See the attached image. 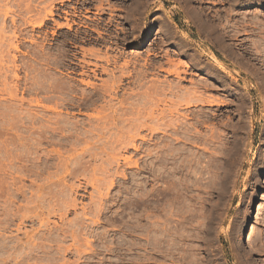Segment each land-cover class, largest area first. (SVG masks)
<instances>
[{
    "label": "rangeland",
    "instance_id": "1",
    "mask_svg": "<svg viewBox=\"0 0 264 264\" xmlns=\"http://www.w3.org/2000/svg\"><path fill=\"white\" fill-rule=\"evenodd\" d=\"M253 18L264 0H0V264H264L251 253L264 232V62L241 45ZM193 87L215 101L189 105ZM194 123L203 164L229 157L204 233L187 218Z\"/></svg>",
    "mask_w": 264,
    "mask_h": 264
},
{
    "label": "bare ground",
    "instance_id": "2",
    "mask_svg": "<svg viewBox=\"0 0 264 264\" xmlns=\"http://www.w3.org/2000/svg\"><path fill=\"white\" fill-rule=\"evenodd\" d=\"M26 8H27V10H31V7H30V5L29 4H26ZM49 13H52V10H50L49 11ZM249 20H253L252 21V23L256 26L257 25V27H256V30L254 31V33L253 34H251V33H248V38H243L242 40H241V45L243 46L246 42H249L251 45H253V43L255 44V46L256 47H254L253 49H254V55L256 56V59L257 58H259L262 62H264V48H261L260 47V44H257L256 43V40H258L259 42L260 41H264V21L262 22V21H259V20H257V19H255V18H253V19H249ZM67 25H68V27H71V25L69 24V23H67ZM240 27H241V24L237 27H234L235 28V31H238V29H240ZM260 27V28H259ZM234 31V32H235ZM239 32V31H238ZM236 33V32H235ZM247 33V32H246ZM250 35H256V36H258V39H250L249 37H250ZM226 36H227V34H226ZM226 36H223V37H226ZM229 36H230V34H229ZM225 41V40H224ZM223 44H225V45H223V47H226L227 49H228V51H229V53L231 54V55H233V57L237 54V48L235 47V44L234 43H223ZM247 48V47H246ZM249 48V47H248ZM247 48V49H248ZM226 49V50H227ZM253 52H249V51H247L246 52V54H249V56L250 57H247L246 59H248L249 61L251 60V56L253 55ZM246 56V55H245ZM117 58V57H116ZM117 60V59H116ZM108 62H110L109 60H107ZM215 61V60H214ZM115 62V61H114ZM117 62V61H116ZM128 60L127 61H125L124 62V65L126 66V65H128ZM220 62V61H219ZM219 62H214L217 66H218V70H220V71H222V72H224V73H228V71H226L225 70V67L223 66V62L222 63H219ZM131 63V62H130ZM129 63V64H130ZM225 64V63H224ZM216 65H215V67H216ZM103 66V65H102ZM118 67V66H117ZM120 67V66H119ZM104 69H102L103 70V72L105 71V72H109L110 70H111V74L114 76V78L116 79V76H115V72H116V70L115 69H109L108 67H103ZM128 68V67H127ZM124 69H125V67H121V71H122V75H119L121 78L122 77H126L125 75L127 74V72H125L124 71ZM214 69V68H213ZM216 69V68H215ZM254 69V71H251L252 72V75L253 74H255V67L253 66L252 67V70ZM127 70H129V69H127ZM217 70V69H216ZM214 71V70H213ZM221 72V73H222ZM176 73H179V71H177ZM220 73V74H221ZM141 74V73H140ZM143 74V73H142ZM127 75H129V74H127ZM218 75V74H217ZM230 76H231V74H230ZM139 77V76H138ZM141 77H143V75L141 76ZM234 79H235V77H233ZM145 79V78H144ZM142 80H143V78H142ZM233 80V79H232ZM140 82H141V78H140V80H139ZM107 82V81H106ZM109 82V81H108ZM143 82V81H142ZM154 82V81H153ZM87 83H89V82H87ZM120 83H122V80L119 78V79H117V80H114L113 81V83H111V84H108L107 86H105V88H103V89H105V91L106 92H110L111 90H118L120 87H121V84ZM151 86V89H153V91L152 92H150V93H148V96H147V94H146V96H147V98L145 97V102H151L152 103V101L154 100V95H156L157 94V86H155V84L153 83L152 85H150ZM198 86V85H197ZM201 88V87H200ZM165 89V88H164ZM172 89V88H171ZM146 90H147V88H146ZM145 92V91H144ZM111 93V92H110ZM112 94H113V91H112ZM116 94V93H115ZM143 94V93H142ZM110 95V94H109ZM203 95L204 94H202V92L201 91H199V89H197V87L196 88H194L193 87V89L191 88V90H189V105L191 104V101L190 100H192L193 98L194 99H197V101L199 100H201V101H203V102H205V104H212L215 100V98L214 99H209V98H204L203 97ZM105 96H106V94H105ZM144 96H145V94H144ZM207 96V95H206ZM113 98H117V96H112ZM111 97V98H112ZM105 98V97H104ZM110 98V97H109ZM117 99H119V98H117ZM105 100V99H104ZM107 100H108V98H107ZM113 100V99H112ZM161 100V102L163 101L162 99H159L157 102H159ZM118 101V100H117ZM143 101V100H142ZM107 102V101H106ZM108 102H110V101H108ZM125 102H127L126 100L124 101V103ZM105 103V102H104ZM111 103H113V102H111ZM119 103V102H118ZM131 103V102H130ZM153 104V103H152ZM155 104V103H154ZM106 104H103V107L105 106ZM113 105H114V103H113ZM139 105V103L138 104H136V108H138L137 106ZM145 105V103L143 104V106ZM102 106V105H101ZM141 106V105H140ZM158 106V105H157ZM131 107V106H130ZM190 107V106H189ZM120 108V107H119ZM146 108V107H145ZM101 109H102V107H101ZM103 109H105V108H103ZM116 109V108H115ZM118 109V108H117ZM140 110L141 109H143V108H139ZM152 109V108H151ZM150 108H149V110H151ZM107 110V109H106ZM139 110V111H140ZM100 112V111H99ZM104 112V111H103ZM101 113V112H100ZM192 115V114H191ZM204 115V114H203ZM109 116H112V115H109ZM108 116V117H109ZM196 117V116H195ZM194 117V118H195ZM107 118V117H106ZM193 118V117H192ZM109 119H111V118H109ZM198 119V118H197ZM105 121H106V119H104ZM103 120V121H104ZM196 121V120H195ZM201 121V120H200ZM198 122V121H197ZM245 122V121H244ZM191 123V122H190ZM196 123V122H195ZM195 123L193 124V125H190L189 126V140H190V142H191V144L193 145L192 147L194 148V147H197V149L200 147V145L198 144L199 143V141H202L203 139H204V133H203V129H200L199 128V126L197 127V125L195 126ZM198 123H200V122H198ZM202 123V122H201ZM192 124V123H191ZM246 125V124H245ZM245 125H243V127L245 126ZM242 126V125H241ZM240 126V127H241ZM235 127V126H234ZM242 127V128H243ZM249 127V126H248ZM246 128H247V126H246ZM241 129V128H240ZM216 131V130H215ZM234 131V130H233ZM215 133V132H214ZM217 133V132H216ZM235 133H238V131H235L234 132V134ZM213 135V134H212ZM220 135V134H219ZM211 137V136H210ZM212 137H214L213 139H215L217 136H212ZM208 138V137H207ZM221 138V137H220ZM224 138V137H223ZM261 142H263L264 143V133H262V135H261ZM217 139V138H216ZM215 139V140H216ZM214 140V141H215ZM203 142H206V141H203ZM217 142V141H216ZM219 142V141H218ZM202 143V142H201ZM200 143V144H201ZM208 143V142H207ZM207 143H204V144H207ZM241 143V142H240ZM216 144V143H215ZM236 145V144H235ZM135 146V145H134ZM202 146V145H201ZM217 146V145H216ZM191 147V146H190ZM219 147V146H218ZM228 147V146H227ZM136 148H137V146H136ZM192 148V151H191V155L193 156L192 157V159H191V161L189 160V199L187 198L188 197V193L187 194H185V196H184V198H183V200H185V201H187V199L189 200V216L187 217V218H189V226H193L192 224L193 223H195L196 224V229H198V231H203V233L204 232H207L208 231V229L210 228V227H212V222L211 221H209V220H212V219H209V215H210V213H209V211H210V195H214V194H217V193H220V192H224L225 193V191H227L228 189V187H227V176H228V170L226 171V167L225 166H227V162H228V160H226V159H228V158H226L225 157V160H223L221 163L220 162H218L219 160H216V162L215 161H213V162H215V164L213 165V166H211L210 164H203L204 162H203V159H204V149H206L205 147H204V145H203V147L202 148H199L200 150H202L201 152H199L198 150H194ZM232 148V147H231ZM190 150H191V148H189ZM218 150V149H217ZM219 150H221V149H219ZM230 150V149H229ZM232 150V149H231ZM223 151V150H222ZM206 153V152H205ZM229 153H230V151H229ZM8 155H7V158H6V161H5V164H4V168H6L7 166H12L13 167V156H12V154L9 152V153H7ZM225 154V153H224ZM233 154V153H232ZM223 155V154H222ZM232 156V155H231ZM215 158V157H214ZM220 158H221V156H220ZM219 158V159H220ZM217 159V158H216ZM209 160H211V159H209ZM208 160V161H209ZM215 160V159H214ZM221 160V159H220ZM212 161V160H211ZM210 162V161H209ZM212 162V163H213ZM230 163V162H229ZM222 164V165H221ZM225 167V168H224ZM212 173L213 174V176L211 177V178H215V179H211V180H208L207 181V178H208V174L209 173ZM259 172H260V170L259 169H255V171L253 172V174H252V188H255V189H257L258 187H259V184H260V182H259V179H258V174H259ZM206 175H208V176H206ZM210 179V178H209ZM185 181V180H184ZM1 182V181H0ZM182 183V182H181ZM4 184V183H3ZM183 185H185V184H183ZM182 185V186H183ZM186 185H188L187 183H186ZM181 186V187H182ZM180 187V188H181ZM184 187V186H183ZM251 187V186H250ZM187 188V187H186ZM185 188V189H186ZM179 189V188H178ZM184 188H183V190H185ZM227 189V190H226ZM169 190L170 191H172L170 188H169ZM169 190H167V191H169ZM182 190V189H181ZM180 190V191H181ZM166 192V191H165ZM175 192V191H174ZM196 192V193H195ZM236 192V191H235ZM172 193V192H171ZM170 193V195H172V194H174V193H172L171 194ZM176 193V192H175ZM177 193H179V192H177ZM186 193V192H185ZM169 194V192L166 194V195H168ZM169 196V195H168ZM182 196H183V194H182ZM182 196H177V197H181L182 198ZM251 196V195H250ZM171 197V196H170ZM176 197V196H175ZM212 197V196H211ZM169 200H171L170 198H168ZM174 199V198H173ZM176 199V198H175ZM213 199H215V198H213ZM158 199L156 198V196H155V193H153V198L151 199V206H152V208H154V209H156V205H157V201ZM174 201V200H173ZM175 201H179V200H175ZM181 201V200H180ZM179 201V202H180ZM196 204V208L194 207V208H192L193 206H191V205H193L192 203L193 202ZM213 201H215V200H213ZM182 202V201H181ZM184 202V201H183ZM182 202V203H183ZM171 203H173L172 202V200H171ZM178 203V202H177ZM188 202H186V204H187ZM174 204H175V202H174ZM185 204V205H186ZM195 204H194V206H195ZM216 204V203H215ZM149 205H150V203H149ZM182 205H184V203L182 204ZM184 205V206H185ZM198 205V206H197ZM213 205H214V203H213ZM238 206H241L242 204H241V202L239 201L238 202V204H237ZM212 206V205H211ZM177 207V206H176ZM175 207V208H176ZM213 207V206H212ZM193 209V210H192ZM214 210V209H213ZM238 212V211H237ZM264 212V211H263ZM172 213V212H171ZM186 213V212H185ZM208 213H209V215H208ZM179 214H181V213H179ZM263 216H262V220H263V222H264V213L262 214ZM184 217V215L182 216V218ZM186 217V216H185ZM184 217V218H185ZM187 218H185L186 220H187ZM184 219V220H185ZM260 220V219H259ZM240 223V222H239ZM154 224V223H153ZM183 224V223H182ZM194 224V225H195ZM241 224V223H240ZM155 225V224H154ZM238 227H239V225H238ZM213 228V227H212ZM209 230H211V229H209ZM197 231V230H196ZM194 233V232H193ZM201 235V234H200ZM204 235V234H203ZM258 236L260 235V237L259 238H257L256 236V238H257V240L259 241L258 243H253V242H251V243H253V244H251L252 245V248H254V252H251L252 253V256L253 255H255V254H257V252H264V232L262 231V232H260L259 234H257ZM192 236V235H191ZM195 236V235H194ZM199 236V235H198ZM189 237H190V233H189ZM196 237V236H195ZM253 240V239H252ZM255 240V239H254ZM253 240V241H254ZM234 242V241H233ZM235 247L234 248H239V246L241 247V245H240V243L239 242H237V240L235 239ZM232 246H234V244L232 245ZM236 252V251H235ZM237 253V252H236ZM260 260L261 261H263L262 259H257L256 261H254V263L255 264H257V261L258 262H260Z\"/></svg>",
    "mask_w": 264,
    "mask_h": 264
}]
</instances>
